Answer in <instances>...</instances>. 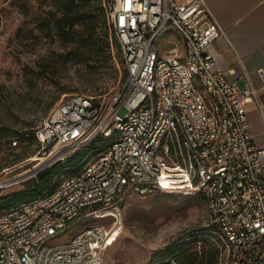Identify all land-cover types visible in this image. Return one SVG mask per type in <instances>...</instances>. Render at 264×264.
<instances>
[{"label":"built area","instance_id":"built-area-1","mask_svg":"<svg viewBox=\"0 0 264 264\" xmlns=\"http://www.w3.org/2000/svg\"><path fill=\"white\" fill-rule=\"evenodd\" d=\"M110 11L124 83L112 94L60 100L36 128L46 161L35 174L97 147L31 200L0 209V264H103L127 199L156 189L202 194L228 264H264V143L255 141L247 114L258 88L242 66L234 79V70L217 67L211 46L225 31L205 0H113ZM168 27L183 39V57L177 42L161 55L156 41ZM175 136L186 156L175 163L183 188L172 187L170 163L161 160ZM111 209L119 216L102 215ZM87 217L113 224H93L55 243Z\"/></svg>","mask_w":264,"mask_h":264},{"label":"rangeland","instance_id":"rangeland-1","mask_svg":"<svg viewBox=\"0 0 264 264\" xmlns=\"http://www.w3.org/2000/svg\"><path fill=\"white\" fill-rule=\"evenodd\" d=\"M64 1L0 0V163L4 166L0 171V198L36 189L34 183L47 172L35 174L36 164L43 158L36 141L21 138L17 146L12 144L18 133L32 134L66 95L112 94L125 80V69L115 49L112 58L101 63L94 59L87 64L74 61L70 52L77 44H65L51 21L55 13L60 14ZM112 2L91 0L90 8L101 14L97 33L107 27L114 41L108 20ZM179 36L173 27H168L156 44L165 52L170 46L167 41H178ZM182 154V149L174 146L173 152L161 156L170 163L169 176L176 183L173 188L186 186L181 179L182 168L175 164L183 160ZM16 156L19 162L10 165ZM22 203L17 201L5 208ZM208 220L206 199L200 194L163 189L147 195L134 194L121 208V223L112 245L105 250L103 264H150L163 256L162 248L202 228ZM98 223L109 228L113 218L81 219L61 233L55 243L67 242L80 230Z\"/></svg>","mask_w":264,"mask_h":264},{"label":"trees","instance_id":"trees-1","mask_svg":"<svg viewBox=\"0 0 264 264\" xmlns=\"http://www.w3.org/2000/svg\"><path fill=\"white\" fill-rule=\"evenodd\" d=\"M91 0H65L62 3L60 14H54L51 21L56 29L59 38L65 44L76 43L77 47L72 49L70 53L74 54V61L76 63L87 64L91 59L96 62H104L112 58V50L117 51L119 56V63L124 66L125 78L127 71L124 65V60L120 45L116 40H111L110 31L107 27H102L100 33H97L99 24L101 22V14L93 7L90 8ZM101 10V8H98ZM78 28H77V27ZM21 138L28 139L33 142L36 141V129L32 134L21 131L14 140ZM176 136L169 140L170 152H173L174 146H179L183 151V160L186 157L184 148L180 142H177ZM11 144V141H8ZM12 142V144H13ZM18 142V144H19ZM38 144V143H37ZM17 146V145H14ZM97 146L82 149L73 154L66 163H58L47 168L40 173L47 171L44 175L38 178L35 182L36 189L28 190L26 192H19L13 196L0 198V209L14 204L17 201L26 202L40 194L44 189L51 186L56 176L66 167L80 165L81 161ZM20 157L16 156L10 165L19 162ZM183 160L179 164L184 163ZM3 164L0 163V171L3 169ZM34 186V187H35ZM32 189V188H31ZM150 193V192H149ZM148 193V194H149ZM200 194V193H189ZM147 195V194H145ZM203 196L202 194H200ZM204 197V196H203ZM205 199V198H204ZM193 246L189 248V245ZM170 245V244H169ZM162 248L163 256L152 261L150 264H228L229 254L226 250L225 241L220 230L212 224L208 223L192 232H187L178 239V242ZM178 251V252H176Z\"/></svg>","mask_w":264,"mask_h":264},{"label":"crops","instance_id":"crops-1","mask_svg":"<svg viewBox=\"0 0 264 264\" xmlns=\"http://www.w3.org/2000/svg\"><path fill=\"white\" fill-rule=\"evenodd\" d=\"M205 2L226 34L225 37L217 38L211 46L217 67L226 72L234 70L235 74L231 75L234 79L238 77V71L242 66L258 88V101L247 105V114L254 139L258 144H262L264 143V0H205ZM169 42L173 44L177 42L180 57L185 55V43L181 36L178 41L173 39L167 41L171 47L172 44ZM168 48L162 52L158 46L161 55H166ZM238 85L242 87L243 82L239 80Z\"/></svg>","mask_w":264,"mask_h":264},{"label":"bare ground","instance_id":"bare-ground-1","mask_svg":"<svg viewBox=\"0 0 264 264\" xmlns=\"http://www.w3.org/2000/svg\"><path fill=\"white\" fill-rule=\"evenodd\" d=\"M38 158V155L37 156H35V159H37ZM40 160V159H39ZM46 161V158H42L41 160H40V162L39 163H37L36 165H38V166H36L37 168L39 167V166H42V164L44 163ZM34 168H35V166H34ZM26 172H30V170H28V171H26ZM27 173V174H28ZM31 173V172H30ZM102 215L103 216H111V215H114V216H119V213H118V211L117 210H114V209H111V210H104V211H102ZM119 223H120V220H119ZM118 223V224H119ZM119 229V227L118 226H116V227H114V229H112V237L113 236H116V233L117 232H115V231H117Z\"/></svg>","mask_w":264,"mask_h":264}]
</instances>
